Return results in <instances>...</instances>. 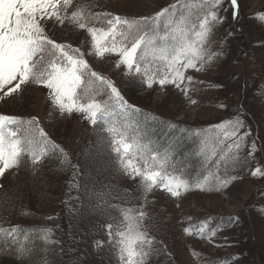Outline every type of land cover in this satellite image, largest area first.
Masks as SVG:
<instances>
[{"label": "snow or ice", "instance_id": "snow-or-ice-1", "mask_svg": "<svg viewBox=\"0 0 264 264\" xmlns=\"http://www.w3.org/2000/svg\"><path fill=\"white\" fill-rule=\"evenodd\" d=\"M229 9L238 23L239 0H174L151 15L139 17L99 10L91 0H0V100L15 94L23 97L31 85L43 87L54 111L61 116L79 113L99 130V143L112 155L111 163L137 182L138 207L122 209V221L106 225L121 264H148L161 250L158 246L163 242L152 234L158 226L149 210L148 197L154 190L175 199L197 189L219 193L237 180L235 175H222L220 167L247 166L257 152L264 151V143L239 111L203 132L197 130V152L205 159L216 157V171L192 178L186 165L174 159L173 150L152 141L147 120L132 118L141 109L129 104L115 82L96 71L87 57L115 56V67L125 69L129 87L172 86L194 105L196 101L189 95L192 86L204 83L194 74L209 71L226 54L222 43L213 47L212 37L215 28L227 22ZM254 15L264 19V12ZM59 29L77 38L84 35L82 43L88 47L82 50L55 38ZM235 34V29L228 32V36ZM233 78L239 80L240 75L234 73ZM219 107L227 110L228 105ZM57 151L62 157L58 163L70 164L67 153L39 126L37 117L0 113V178L21 167L41 170ZM250 174L264 179V167L258 164ZM93 196L106 203L103 191H94ZM187 221L185 235H197L212 247L228 246L216 242L224 226L214 225L210 216L195 223L189 216ZM229 221L227 226H235L240 217L232 216ZM31 231L35 239L20 225H0V251L15 255L21 264H58L65 250H56L60 242L51 239L53 229ZM37 241L43 243L38 245ZM107 243L96 241L94 247L103 251ZM206 264H215V259L208 258Z\"/></svg>", "mask_w": 264, "mask_h": 264}, {"label": "rangeland", "instance_id": "rangeland-1", "mask_svg": "<svg viewBox=\"0 0 264 264\" xmlns=\"http://www.w3.org/2000/svg\"><path fill=\"white\" fill-rule=\"evenodd\" d=\"M91 2H95L99 10L139 17L151 15L174 0ZM239 2V22H233L228 12L227 22L217 26L212 37L214 48L223 44L225 56L209 71L194 74L204 82L192 86L189 95L196 101L194 105L172 86L165 89L158 85L153 89L129 87L125 69L115 67V56L87 58L96 71L115 82L131 105L141 109L139 113L152 119L147 121L149 132L159 129L149 124H166L170 131L176 130L171 122L176 121L192 125L195 134L198 129L207 130L218 120L239 111L264 143V47H261L264 44V19L254 15L264 12V0ZM232 29L236 34L228 36ZM55 38L70 41L82 50L88 47L82 43L84 35L77 38L65 29L57 30ZM234 73L240 75L239 80L233 78ZM217 84H224L226 88L216 87ZM220 104H227V110L219 107ZM0 113L37 117L39 126L64 149L70 160V164L58 163L62 157L57 151L40 166L41 170L34 172L30 167H21L6 172L0 178V185H3L0 188V225L28 227L34 239L32 229H53L51 239L57 235L61 246L59 251L64 249L68 258L74 251H81L86 256L76 262L71 258L75 264H121L117 248L107 236L106 225L119 224L122 209L138 207L135 198L138 196L137 182L126 178L111 163L112 155L99 143V132L79 113L61 116L59 111H54L47 98V90L36 85L29 86L23 97L15 94L0 100ZM170 131L160 132L159 140H170L166 147L176 149L177 144L183 148L191 146L188 135ZM185 160L182 163L191 177H198L200 168L193 161L203 164L205 158L187 151ZM258 164L264 167V151L257 152L247 166H229L226 170L221 166L222 175H235L237 180L219 193L197 189L175 199L160 189L154 190L148 197L153 223L158 226L152 234L163 243L148 264H206L208 258H214L215 264H264V179L250 174ZM54 180L56 183L52 182ZM94 191H103L106 203L94 199ZM6 202H9L7 208L4 207ZM97 204L101 205L99 210ZM211 214L223 218L221 223L225 222V227L215 240L228 246L212 247L197 235L184 234L183 229L188 226L187 217H193L195 223ZM232 216L240 217L239 224L227 226ZM103 240L108 243L103 251H97L95 242ZM58 264L70 263L62 255Z\"/></svg>", "mask_w": 264, "mask_h": 264}, {"label": "trees", "instance_id": "trees-1", "mask_svg": "<svg viewBox=\"0 0 264 264\" xmlns=\"http://www.w3.org/2000/svg\"><path fill=\"white\" fill-rule=\"evenodd\" d=\"M162 127H158L159 129H162V130H164L165 129V127H164V125H162V124H160ZM179 127L180 126H176V130H172V131H170V130H168V131H170V132H175V133H177L178 135H184V136H186V135H188V138H189V141H190V147L189 146H187V145H185V147L183 148L182 147V145H176V149H171V150H173V152H174V159H176L177 161H180V162H183V160H185V158H186V155H187V151L188 152H190V153H196V154H198V152H197V149H198V138H199V135L197 134V131H196V133L194 134L193 133V131H192V126L191 125H182V127L179 129ZM159 129H158V133L160 134V132L162 131V130H160L159 131ZM166 130V129H165ZM164 130V131H165ZM167 130H166V132H168ZM204 131V130H203ZM202 131V132H203ZM209 135H211V133H209ZM181 137H183V136H181ZM167 141H170L169 139H166ZM170 144V143H169ZM168 144V145H169ZM170 148H173L172 146L170 147ZM181 148H183V149H181ZM199 155V154H198ZM201 156V155H200ZM203 157V156H202ZM215 159H216V157H210L209 159H205V161H203V164H201V163H198V162H196V161H193V164H195L197 167H199L200 168V172H199V176L201 175V174H207V172H209V171H215L216 170V165H215V163H214V161H215ZM186 161V160H185ZM221 168V167H220ZM55 179V178H54ZM57 180V179H56ZM56 180H54V181H52V182H54V183H56ZM208 187V185H205V188H207ZM211 218H212V221H213V223H214V225H222V226H224L225 227V222L224 223H221V220L223 219L222 217H218V216H215V215H213V214H211V215H209ZM195 217V216H194ZM196 218V217H195ZM23 227V229H25L26 231H28L29 232V235L32 237V239H34L33 237V235L31 234V232H30V230H29V228L27 227V228H25L24 226H22ZM222 230H223V228H222ZM221 230V231H222ZM57 235L54 237V238H52L53 240H57ZM58 241V240H57ZM43 242L42 241H37V244L38 245H40V244H42ZM81 245H78V247H80ZM60 245L59 246H57V248H56V250L57 251H59V249H60ZM64 256L66 257V259H67V263H70V264H72V263H74V262H76V261H78V260H81V259H84L86 256H84V255H82V253H81V251H74L73 253H72V259H74V262H72L70 259L71 258H68L66 255H65V253H64ZM0 264H21V261H19L17 258H16V256L15 255H13V254H9L8 252H3V251H0ZM75 264V263H74Z\"/></svg>", "mask_w": 264, "mask_h": 264}]
</instances>
